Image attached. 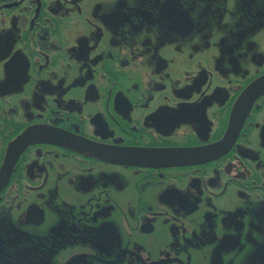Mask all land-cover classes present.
<instances>
[{"label":"flooded vegetation","instance_id":"1","mask_svg":"<svg viewBox=\"0 0 264 264\" xmlns=\"http://www.w3.org/2000/svg\"><path fill=\"white\" fill-rule=\"evenodd\" d=\"M261 79L264 0H0V264H264Z\"/></svg>","mask_w":264,"mask_h":264},{"label":"water","instance_id":"2","mask_svg":"<svg viewBox=\"0 0 264 264\" xmlns=\"http://www.w3.org/2000/svg\"><path fill=\"white\" fill-rule=\"evenodd\" d=\"M264 80L258 82L254 87L249 91L252 93L261 90ZM209 150H146L142 155L141 163L145 167H165V166H176L187 164L189 161L198 158H204L208 156ZM97 154L94 149L91 150V155Z\"/></svg>","mask_w":264,"mask_h":264}]
</instances>
